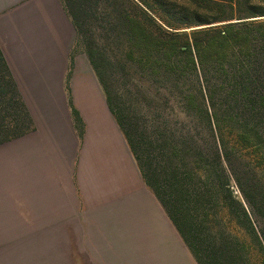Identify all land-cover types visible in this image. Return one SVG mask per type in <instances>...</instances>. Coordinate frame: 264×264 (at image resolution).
Returning <instances> with one entry per match:
<instances>
[{"label": "trees", "instance_id": "1", "mask_svg": "<svg viewBox=\"0 0 264 264\" xmlns=\"http://www.w3.org/2000/svg\"><path fill=\"white\" fill-rule=\"evenodd\" d=\"M60 1L195 263L249 264L246 243L264 256V186L240 163L264 168V0ZM30 129L0 51V146Z\"/></svg>", "mask_w": 264, "mask_h": 264}, {"label": "crops", "instance_id": "2", "mask_svg": "<svg viewBox=\"0 0 264 264\" xmlns=\"http://www.w3.org/2000/svg\"><path fill=\"white\" fill-rule=\"evenodd\" d=\"M76 43L60 0H0L31 125L0 146V264H136L166 247V213Z\"/></svg>", "mask_w": 264, "mask_h": 264}, {"label": "rangeland", "instance_id": "3", "mask_svg": "<svg viewBox=\"0 0 264 264\" xmlns=\"http://www.w3.org/2000/svg\"><path fill=\"white\" fill-rule=\"evenodd\" d=\"M243 160L240 162L242 165L248 166L250 169H255L258 175V180L264 186V168L258 167L255 161H253L247 154L242 153ZM231 190L234 195L240 197V192L234 180L230 181ZM227 224V223H226ZM225 226V222H224ZM228 231L232 232L236 237L240 238L241 241L245 240L248 242V239L237 229L232 228V225L228 224ZM173 236H171V235ZM247 246H250L248 249L249 254V264H264V256L256 250L255 247L246 243ZM153 247V245H152ZM6 251H3V255L7 254ZM145 256L140 261H136V264L140 262L141 264H196L188 250L182 243L180 237L175 232L174 228L168 221V235L166 238V247L157 249V252L149 251L143 252ZM1 254V252H0ZM88 255L90 253L88 252ZM3 258V257H2ZM13 258V257H12ZM94 259V258H93ZM139 258H136L138 260Z\"/></svg>", "mask_w": 264, "mask_h": 264}]
</instances>
